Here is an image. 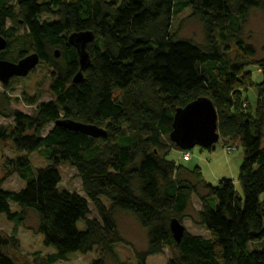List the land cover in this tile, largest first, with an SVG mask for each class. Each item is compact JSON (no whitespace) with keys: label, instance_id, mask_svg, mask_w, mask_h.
<instances>
[{"label":"trees","instance_id":"1","mask_svg":"<svg viewBox=\"0 0 264 264\" xmlns=\"http://www.w3.org/2000/svg\"><path fill=\"white\" fill-rule=\"evenodd\" d=\"M188 8L203 27V44L172 32L174 16ZM253 11H264V0H0V37L7 42L0 59L18 63L37 54L51 71L54 97L30 101L33 114L0 112L13 120L11 128L0 126V142L23 153L14 168L24 182L17 192L0 189V217L14 225L11 238L0 236V264H23L10 252L30 213L54 251L44 264L100 248L103 256L90 264H106L108 257L124 264L116 252L125 244L119 213L146 231L147 248L135 252L136 264L166 250L167 264H264V59L255 64L263 80L254 113L241 90L252 65L246 60L257 55L244 38ZM84 32L94 35L87 46L91 62L74 84L80 63L69 38ZM201 98L216 108L226 152L238 144L244 150L240 192L232 180L214 186L199 167L167 159L181 151L170 140L177 111ZM60 120L95 125L106 136L67 130L56 125ZM34 153L45 167L33 168ZM64 164L77 171L82 194L61 189ZM194 198L198 224L210 236L186 229L178 244L171 223L184 225Z\"/></svg>","mask_w":264,"mask_h":264},{"label":"rangeland","instance_id":"2","mask_svg":"<svg viewBox=\"0 0 264 264\" xmlns=\"http://www.w3.org/2000/svg\"><path fill=\"white\" fill-rule=\"evenodd\" d=\"M120 1V0H113ZM191 9L188 8L182 14L174 16L172 22V32L177 34L179 38L193 40L198 44L204 43V30L199 21L191 17ZM245 40L252 44L257 55L254 59H247V65H251L244 70L242 93L244 101H248L252 112H255L257 101L256 87L261 84L263 77L261 71L255 65L256 62L264 59V11H253L250 14L247 25L245 27ZM28 54L26 56H30ZM60 57V55H59ZM58 57V58H59ZM20 61V60H19ZM51 71L41 62L38 66L25 78H13L8 85L0 83V112L9 115L11 110H18L26 114H33L36 107L29 105L30 101H36L37 104L49 102L54 99L51 91ZM248 86V87H247ZM247 88V90H246ZM241 97V96H240ZM3 99L8 101L7 105L3 104ZM250 112L249 109H247ZM13 120L4 118L0 114V126L12 127ZM51 126L45 132H48ZM236 146L235 144H232ZM235 152L228 153L224 148V143L220 140L213 150L195 147L190 150L192 155L190 161L182 159L183 152L173 150L167 155V159L175 161L190 168L199 167L205 180L217 186L223 179L232 180L236 184L237 190L241 188L238 182L240 168L244 160V150L241 145H237ZM23 155L17 152L12 142H0V189L5 191H19L24 188V182L20 179L14 168L15 160ZM31 165L35 170L43 168L47 162L39 153L29 155ZM13 164V166H12ZM62 177L61 189L82 194L81 180L77 171L70 165L64 164L60 167ZM201 209L198 198L193 199L192 206L188 213V219L184 222L187 231L193 235H201L209 237L207 230L198 224V211ZM15 211L16 208L13 207ZM91 218H97L96 212L91 206ZM118 229L123 237L125 244L116 246L120 263L136 264L135 252L144 251L147 248L146 231L139 225L137 220L130 214L119 213L117 215ZM81 230L85 229L83 222L79 223ZM14 225L10 223L5 216L0 217V236L3 238H11L13 236ZM18 247L11 250L10 254L17 261L23 264H35L37 259L43 261L46 257L53 254V250L47 248L43 243V238L37 233V218L33 214H29L27 222L18 229L16 235ZM103 250L96 249L93 253L83 256L74 254L65 262L57 264H90L94 260L103 256ZM171 258V252L166 250L163 255L148 258V264H167ZM39 263V262H38ZM106 264H116L113 258H106Z\"/></svg>","mask_w":264,"mask_h":264},{"label":"water","instance_id":"3","mask_svg":"<svg viewBox=\"0 0 264 264\" xmlns=\"http://www.w3.org/2000/svg\"><path fill=\"white\" fill-rule=\"evenodd\" d=\"M93 41L94 35L91 32L75 33L69 38V43L78 52L80 63V71L74 78V84L82 82L83 72L90 65L87 46ZM6 47V40L0 37V51H4ZM56 57H59V53H56ZM40 62V57L37 54L27 56L18 63L0 59V83L8 85L13 78L29 76ZM56 125L96 138L106 136V131L95 125H86L70 120H60ZM170 140L181 151H190L197 146L203 149H213L220 141L218 114L213 102L210 99L201 98L186 108L179 109L174 118ZM171 230L175 241L179 244L185 234V226L179 221L173 220Z\"/></svg>","mask_w":264,"mask_h":264},{"label":"built area","instance_id":"4","mask_svg":"<svg viewBox=\"0 0 264 264\" xmlns=\"http://www.w3.org/2000/svg\"><path fill=\"white\" fill-rule=\"evenodd\" d=\"M232 151H234V149H228L227 150V152H229V153L232 152ZM191 158H192V155L189 153V151L183 152V157H182L183 160L190 161Z\"/></svg>","mask_w":264,"mask_h":264},{"label":"crops","instance_id":"5","mask_svg":"<svg viewBox=\"0 0 264 264\" xmlns=\"http://www.w3.org/2000/svg\"><path fill=\"white\" fill-rule=\"evenodd\" d=\"M201 170V169H200ZM203 174V173H202Z\"/></svg>","mask_w":264,"mask_h":264},{"label":"clouds","instance_id":"6","mask_svg":"<svg viewBox=\"0 0 264 264\" xmlns=\"http://www.w3.org/2000/svg\"><path fill=\"white\" fill-rule=\"evenodd\" d=\"M185 152V151H184Z\"/></svg>","mask_w":264,"mask_h":264}]
</instances>
